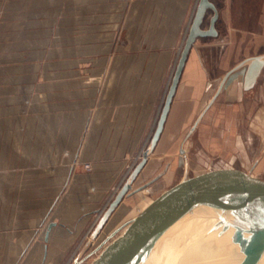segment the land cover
Returning <instances> with one entry per match:
<instances>
[{
    "label": "crops",
    "instance_id": "crops-1",
    "mask_svg": "<svg viewBox=\"0 0 264 264\" xmlns=\"http://www.w3.org/2000/svg\"><path fill=\"white\" fill-rule=\"evenodd\" d=\"M197 1L0 0V264L81 259L183 176L264 172V68L246 89L239 65L264 45V0H211L217 36L193 43L146 164L93 236L150 146Z\"/></svg>",
    "mask_w": 264,
    "mask_h": 264
},
{
    "label": "water",
    "instance_id": "water-1",
    "mask_svg": "<svg viewBox=\"0 0 264 264\" xmlns=\"http://www.w3.org/2000/svg\"><path fill=\"white\" fill-rule=\"evenodd\" d=\"M208 12L211 15L205 27L204 19ZM218 15V9L211 0L197 1L150 146L109 203L93 236H96L121 199L128 194L146 164L147 156L162 131L187 55L197 38L217 36ZM245 63L244 87L249 89L264 68V54L246 58L239 65ZM234 69L227 72L226 77ZM213 209L220 210L221 221H229L222 227L214 224L208 230H216L221 239L220 244L224 246L218 254L201 264H257L264 255V177L252 168L233 166L183 176L152 198L121 228L107 235L93 251L97 255L90 264H144L154 249L172 232L189 219L203 216L207 210L214 213ZM87 256L76 258L73 264H80Z\"/></svg>",
    "mask_w": 264,
    "mask_h": 264
},
{
    "label": "bare ground",
    "instance_id": "bare-ground-1",
    "mask_svg": "<svg viewBox=\"0 0 264 264\" xmlns=\"http://www.w3.org/2000/svg\"><path fill=\"white\" fill-rule=\"evenodd\" d=\"M195 10V9H194ZM135 191V190H134ZM220 210L214 211V213L208 212L205 213L203 216H197L193 218L199 219H207L206 224L202 228V231H205L209 226L214 225L217 223L220 219ZM189 219L186 221L180 228L172 232L168 237H166L151 253V255L148 257V259L144 262V264H148L150 260L154 257V255L157 253L158 250L168 252L167 258L159 264H174L176 262L186 260L183 264H201L210 258L214 257L220 250L223 248V244H220V238L217 237L216 239H210L201 241L200 236L195 235L194 239L192 240L191 246L188 248L186 254L183 256L174 259L172 255V251L178 246L179 243L182 242V240L186 236V231L182 227L188 222V225L192 223L195 219ZM182 228V229H181ZM174 236V237H173ZM218 236V235H217ZM257 264H264V255H262L261 259Z\"/></svg>",
    "mask_w": 264,
    "mask_h": 264
},
{
    "label": "rangeland",
    "instance_id": "rangeland-1",
    "mask_svg": "<svg viewBox=\"0 0 264 264\" xmlns=\"http://www.w3.org/2000/svg\"><path fill=\"white\" fill-rule=\"evenodd\" d=\"M255 49V48H254ZM258 53V55L260 54H264V45L260 46L257 50H252L251 53ZM240 63V62H239ZM217 167H223V166H212L211 168H207L205 170H202L200 172H203V171H206V170H209V169H212V168H217ZM235 167V166H233ZM239 168H242V167H239ZM243 169H250V168H243ZM253 169V168H252ZM253 171L259 175H261L262 177H264V172H257L253 169ZM200 172H196V173H192V174H189V175H193V174H197V173H200ZM147 190V188L145 189ZM215 211H218L216 209H213ZM104 211V210H103ZM208 213V211H207ZM205 214V213H204ZM195 220L192 221V223L190 225H188V222L182 227L183 229H185L186 231V236L185 238L182 240L181 243L178 244V246H176V248L172 251V253L170 255H172L174 257V259H177L181 256H183L184 254H186L188 248L191 246L192 244V240L194 239L195 235H197V233L199 232V236H200V239L201 241H205V240H210V239H216L218 236H217V232L216 230H211V231H208L209 228L211 226H209L205 231H202V228L204 227V225L206 224V221L207 219H199L197 220V218H193ZM229 223V221H221L219 220L217 223L218 227H222L224 225H227ZM181 228V229H182ZM91 229V228H90ZM93 231V230H92ZM174 237V236H173ZM102 237L100 238H97L95 240V242H99L101 240ZM84 239V238H83ZM102 242V241H101ZM99 242V244L101 243ZM78 246L69 254V258L68 260L66 261V264H73V258H76V256L78 255ZM80 255H82L81 253H79ZM86 255H89L87 256V258L84 260V263L83 264H90L91 261L96 257L97 253H89V254H86ZM85 255V256H86ZM83 256V257H85ZM168 256V252H165V251H161V250H158L157 253L154 255V257L150 260V262L148 264H159L161 262H163L165 260V258H167ZM185 261L182 262V264L184 263Z\"/></svg>",
    "mask_w": 264,
    "mask_h": 264
},
{
    "label": "built area",
    "instance_id": "built-area-1",
    "mask_svg": "<svg viewBox=\"0 0 264 264\" xmlns=\"http://www.w3.org/2000/svg\"><path fill=\"white\" fill-rule=\"evenodd\" d=\"M83 167H84L86 170H89V169H90V165H89L88 163L83 164Z\"/></svg>",
    "mask_w": 264,
    "mask_h": 264
}]
</instances>
